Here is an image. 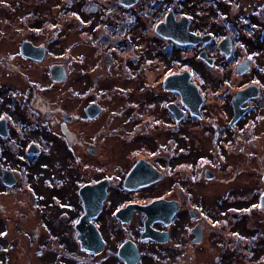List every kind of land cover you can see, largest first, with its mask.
I'll return each mask as SVG.
<instances>
[{"label":"flooded vegetation","instance_id":"af4514ba","mask_svg":"<svg viewBox=\"0 0 264 264\" xmlns=\"http://www.w3.org/2000/svg\"><path fill=\"white\" fill-rule=\"evenodd\" d=\"M122 247L264 264V0H0V264Z\"/></svg>","mask_w":264,"mask_h":264},{"label":"water","instance_id":"95a60500","mask_svg":"<svg viewBox=\"0 0 264 264\" xmlns=\"http://www.w3.org/2000/svg\"><path fill=\"white\" fill-rule=\"evenodd\" d=\"M159 201H156V202H153L147 206H143L144 209L146 210V213L148 214V221H151V220H157V217H156V214L158 213V209H159ZM144 210V211H145ZM84 217H82L83 219ZM81 219V220H82ZM94 230L95 232L93 233V237L94 238H86L85 236H80L81 238V241H82V246L88 250H99L102 246V237L100 235V232L97 230V228L94 226ZM161 233V232H160ZM158 231H153L151 230V228L147 225L145 231H144V234H143V238H153V239H157L159 240L158 236L160 234ZM93 242V245L94 246H90L89 245V242ZM125 252V250H124ZM127 252V251H126ZM125 252V255L123 254V247L121 248V252H120V255L127 261V264H134V263H131L128 261L127 258H129L128 254Z\"/></svg>","mask_w":264,"mask_h":264},{"label":"rangeland","instance_id":"374dc122","mask_svg":"<svg viewBox=\"0 0 264 264\" xmlns=\"http://www.w3.org/2000/svg\"><path fill=\"white\" fill-rule=\"evenodd\" d=\"M254 4H257V2H254L252 5H254ZM251 5V3H245V6L246 7H244V10H247V11H245V12H248L249 10H250V8L252 7V5ZM21 196V195H20ZM17 197H19V196H17ZM151 249H152V247H151ZM153 250L154 251H156V252H158L159 253V250L158 249H156V248H153ZM257 255H264V249L262 248V247H260L259 249H258V252H257ZM157 256H159L160 257V255H157ZM189 256H191V254L189 255ZM152 264V262L150 261V260H147L146 262H145V264ZM201 263V262H200ZM103 264H115L114 262H108V263H103ZM155 264H168L167 262H164V261H157V262H155ZM193 264H199V263H193ZM201 264H203V263H201ZM252 264H262L261 262H259V261H254Z\"/></svg>","mask_w":264,"mask_h":264}]
</instances>
